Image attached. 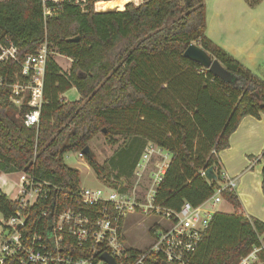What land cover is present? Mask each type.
<instances>
[{"label": "trees", "instance_id": "16d2710c", "mask_svg": "<svg viewBox=\"0 0 264 264\" xmlns=\"http://www.w3.org/2000/svg\"><path fill=\"white\" fill-rule=\"evenodd\" d=\"M92 1L88 10L64 4L45 18L41 0H0V43H13L18 57L46 43L49 51L55 48L71 59L64 73L48 54L44 101L32 125L25 123L31 109L26 100L16 106L9 99L5 83L14 63H0V172L25 170L63 189L74 188L79 171L64 162L66 152L81 151L98 132L111 143L132 136L171 154L154 204L173 210L183 201L200 204L222 182L219 152L228 147L241 118L264 113V80L206 36L204 0H146L104 11H94ZM244 1L254 7L262 0ZM77 35L78 40H69ZM192 42L215 57L230 79L185 57ZM72 87L78 99L62 96ZM167 94L176 98L177 110ZM83 155L100 180L120 184L109 165L92 152ZM260 157L264 161V148ZM209 166L217 175L212 181L201 175ZM261 176L264 190V164ZM221 195L236 212L213 213L193 264H238L261 244L264 222L237 212L241 202L234 190L224 188ZM13 210V201L0 194V211ZM259 258L264 261L263 250ZM4 264L19 263L8 259Z\"/></svg>", "mask_w": 264, "mask_h": 264}, {"label": "built area", "instance_id": "2783aa9c", "mask_svg": "<svg viewBox=\"0 0 264 264\" xmlns=\"http://www.w3.org/2000/svg\"><path fill=\"white\" fill-rule=\"evenodd\" d=\"M114 1L113 7L103 8L101 2ZM146 0H93L94 11L124 10L128 3L139 5ZM43 16L57 14L64 4H74L85 11L88 0H41ZM49 50L46 43L33 53L17 56V47L7 41L0 43V63L13 62L15 70L5 83L9 99L16 106L26 100L31 109L25 114L27 125L37 124L44 101L43 78ZM4 84L0 75V86ZM154 144H147L142 153V169L153 153L163 155L157 162L151 187L144 202L134 193L113 188L102 181L96 188L63 189L25 170L16 171L14 210L4 215L0 240V264L15 259L19 264H193L196 249L215 210L223 197L224 188L234 190L235 181L221 172L223 183L198 205L183 201L177 210L154 204L155 189L166 171L167 155ZM83 156L81 151H78ZM140 171L137 172L140 175ZM201 175H204L203 171ZM109 189L108 191H106ZM148 206V213L157 221L148 229L150 241L141 248L127 246L123 233L124 216ZM6 229V234L4 231ZM254 247L238 264H252L249 257L259 258L264 242ZM260 264H264L262 260Z\"/></svg>", "mask_w": 264, "mask_h": 264}, {"label": "rangeland", "instance_id": "374dc122", "mask_svg": "<svg viewBox=\"0 0 264 264\" xmlns=\"http://www.w3.org/2000/svg\"><path fill=\"white\" fill-rule=\"evenodd\" d=\"M204 2L206 4L208 17L209 18L210 16L216 17L218 15L216 8L220 1L205 0ZM106 10H112V9H106ZM214 12H216V14H214ZM223 17H225L226 21H228L231 24L232 28H234L235 26L236 28H239L234 30H240L239 33H241V35L243 34L245 36H249V33L251 32L253 38L256 39L257 37L259 42L264 43V0H262L258 5L254 7H249L244 0H241V3H238L237 0H233V3L226 11L225 16H224V12L222 13L221 18ZM213 22L217 23V20L213 21L209 19V26ZM261 47H264V44ZM49 53L52 55L54 60L60 66L61 72L66 73L70 66V61H71L70 58L57 53L55 48H53L52 51H49ZM254 72L255 74L259 75L261 78L264 79V55L262 59L258 62V67L255 69ZM76 94H77L76 90L73 88L67 91V93H65L64 96L69 100H73ZM164 98L171 103L174 109L177 110L178 105L176 103V98H174L170 94L164 95ZM146 144H154V143L132 136L130 137L118 136L116 137L115 142L111 143L108 141L106 136L101 132H98L88 142V146L90 147L91 152L94 154L97 161L100 164L106 163L107 165H109L112 168L113 174L116 176L117 181L119 182L121 180L125 181L126 186L122 187V190L126 192L134 193L135 197L137 198V201L139 202L145 201V197L153 181V175H154L153 173L156 169H158L157 162H159L160 157L163 159L162 153L168 155L166 158L167 162H169L171 158V154L167 152L165 149L161 148L162 152L160 153L162 156H160V154L158 153H153L150 159L148 160L146 166L144 167V169H142L143 168L142 165L140 166L138 164L142 162L143 147ZM155 145L156 144H154V146ZM137 152L139 155L137 154ZM249 157H250L249 158L250 164H254L253 166L259 164L258 156L250 155ZM63 158H64V162L68 166L76 168L79 171V184L81 186L96 188L102 185V180H100L97 177L96 172L89 165L86 156L84 155L80 156L78 154V151L72 150L66 152ZM133 158L136 161L134 160L135 163L133 165L132 170H130L131 163L133 162ZM140 170H141L140 175H138L137 172ZM10 175L11 176L7 177L6 179L2 176V174H1L2 177H0L1 179L0 194H4L6 195V197L9 198L14 197L15 190L17 189L14 186L15 188L14 190H12L13 187L12 182L16 181L17 175L16 176H14V174H10ZM240 175L241 174H239V176L237 177L238 180H240L239 178ZM257 178L258 176H256L255 174H250L243 176L241 178V182L244 184L246 188L250 189L253 185H255ZM223 182L224 180H222L221 183ZM112 187L115 188L116 186H112ZM108 190L109 189H107L106 191ZM248 192H249L248 197L247 200L245 201H249L250 206L253 208L257 207L259 209L260 207H262L264 201L262 199V193L255 194L253 191H248ZM241 207H242V202H241ZM212 208L216 212L232 213L234 207L232 208L231 204L227 200L222 199ZM148 210H151L150 208H148V206H142L137 211L135 210L128 211L124 216L123 233H124L125 243L127 246L134 248H141L144 247L150 241L147 231L150 228V226H152L157 221V217L155 216V214L148 213L147 212ZM3 220H4V214L0 211V240L2 236L1 230L3 229ZM6 232L7 231L5 229L4 234H6ZM262 235L264 236V234ZM263 241H264V237H263ZM248 261L252 264H260L262 260L259 258L255 259L254 257H249Z\"/></svg>", "mask_w": 264, "mask_h": 264}, {"label": "crops", "instance_id": "0c3cea01", "mask_svg": "<svg viewBox=\"0 0 264 264\" xmlns=\"http://www.w3.org/2000/svg\"><path fill=\"white\" fill-rule=\"evenodd\" d=\"M219 1L220 2L216 8L218 14L216 17H208L205 4L206 36L209 37L217 45L225 49L232 57L237 59L245 68L249 69L254 75L264 80L254 72L255 69L258 67V62L262 59L264 55V47H261L264 43L259 42L257 37L256 39L253 38L251 32L249 33V36H245L243 34L241 35V33H239L240 30H234L239 28H236V26L232 28L231 24L226 21L225 17L221 18L223 12L225 16V13L232 5L233 0ZM237 1L238 3H241V0ZM214 14H216V12H214ZM209 19L213 21L217 20V23L213 22L209 26ZM73 88L74 87L70 89ZM67 91H65L62 96H64ZM78 97L79 95L77 93L73 100L78 99ZM146 145H144V147ZM263 148L264 113H261L258 118L252 115H245L239 121L237 128L231 133L229 137L228 147L219 152V158L221 162L222 171L224 172L226 177L231 178L235 181L234 191L237 193L239 199L242 202V207L239 208L237 212L247 217H256L264 222V201L262 207H260L259 209L257 207H251L249 201H245L248 197V191H253L255 194L262 193V199L264 200V191L261 190V169L264 164V161L260 157ZM250 155L259 157L258 165L253 166L254 164H250ZM237 173L241 174L239 177L240 180L237 179V177L239 176V174ZM1 174L6 179L7 177L11 176L10 174H14V176H16L17 172H1ZM1 174L0 177H2ZM250 174H255L256 176H258V178L255 182V185L248 189L241 182V178ZM15 182L16 181L12 182V190H14L15 188ZM12 198L13 197H10L9 199ZM235 212L236 210L233 208L232 213ZM223 213L232 214L229 212ZM263 237V235L260 236L262 241Z\"/></svg>", "mask_w": 264, "mask_h": 264}, {"label": "water", "instance_id": "95a60500", "mask_svg": "<svg viewBox=\"0 0 264 264\" xmlns=\"http://www.w3.org/2000/svg\"><path fill=\"white\" fill-rule=\"evenodd\" d=\"M186 2H189V0H186ZM79 36H73L69 38V40H78ZM183 55L193 61L198 62L203 68H206L209 70L213 75L220 77L224 80H229L231 77V74L229 71H227L221 63L213 57L211 54H209L207 51H205L203 48H201L196 43L192 42L190 43L187 48L185 49ZM105 131V130H104ZM82 154L90 155L91 149L88 145H86L82 150ZM204 176L208 181L215 180L217 178L216 172L213 169V166L207 167L204 171ZM120 187L126 186V183L124 180L120 181L119 184ZM106 261H108L110 264H115L113 259L108 256L107 254H104L102 256Z\"/></svg>", "mask_w": 264, "mask_h": 264}, {"label": "bare ground", "instance_id": "6f19581e", "mask_svg": "<svg viewBox=\"0 0 264 264\" xmlns=\"http://www.w3.org/2000/svg\"><path fill=\"white\" fill-rule=\"evenodd\" d=\"M114 3H115L114 1H105V2H101V5L103 8H111L113 7Z\"/></svg>", "mask_w": 264, "mask_h": 264}]
</instances>
